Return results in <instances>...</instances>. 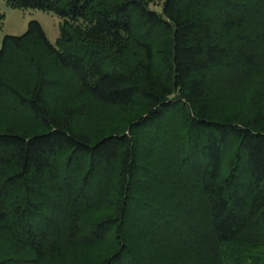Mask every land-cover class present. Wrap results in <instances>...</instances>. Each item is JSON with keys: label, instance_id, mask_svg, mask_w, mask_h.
Masks as SVG:
<instances>
[{"label": "trees", "instance_id": "obj_1", "mask_svg": "<svg viewBox=\"0 0 264 264\" xmlns=\"http://www.w3.org/2000/svg\"><path fill=\"white\" fill-rule=\"evenodd\" d=\"M5 1L60 23L54 43L31 20L0 48V114L22 110L38 127L0 125V239L11 246L0 264H188L201 251L186 241L200 237L213 264H232L241 256L222 260L224 247L264 244V94L244 119L211 107L213 87L242 86L264 54V0H160L159 11L153 0ZM51 67L76 94L131 113L128 130L93 137L79 108L51 107L48 87L66 85ZM170 179L199 194L203 232L169 209ZM105 240L96 258L64 260Z\"/></svg>", "mask_w": 264, "mask_h": 264}, {"label": "rangeland", "instance_id": "obj_2", "mask_svg": "<svg viewBox=\"0 0 264 264\" xmlns=\"http://www.w3.org/2000/svg\"><path fill=\"white\" fill-rule=\"evenodd\" d=\"M160 3V0H153L151 8L159 11ZM0 12L4 15L3 23L0 27V48L2 40L6 35L19 36L23 34L26 31L28 22L31 20H35L40 23L46 37L51 43H54L58 37L60 19L51 13H47L41 10L13 8L9 6L5 0H0ZM7 70L9 77L12 75L15 76L14 80H12L13 83L16 84V80L22 81L25 79L20 74H18L20 75V77L16 79L17 74H14L12 70L10 72L9 69ZM48 72L49 76L53 77L54 79H58L60 82H62V84H66L63 88L60 89L56 88L55 86L48 87V93L45 95V99L51 107H60L62 103H69L68 105H71L73 108H79L78 110H76L78 111V114L75 115V117L77 118L75 119V121L76 123H78V125L82 126V129L87 130V132L93 137H96L101 133L128 130V119L132 114H128L127 110L105 106L84 95L76 94V92L73 91L72 87V76L66 70H62L57 67H51ZM244 78L246 80L244 81L245 83H243L242 86L238 84H231L232 82L230 83L231 80L229 79L230 81L225 83V86L222 89L218 88L217 86L213 87L214 90L212 97L214 101L211 107L216 117L229 120L235 117H238L240 119L247 118L249 114V107L252 104L253 100L257 99L261 94H264V54H262V58L259 59V64L251 69L250 72L246 76H244ZM1 113L0 125L2 126L20 122L24 127L30 126L33 129L38 128L37 124L34 122L31 116L23 112L22 110H19L17 112L15 110L13 112L2 111ZM152 154L153 155L151 159H154L156 163H160L161 167L159 170L160 172H163V165L168 167V162H165L166 155L162 152L155 151ZM169 181L171 182L170 184ZM172 181L173 180L170 179L168 180V182L166 181L162 183V186H165L166 188L167 194L173 193L168 198V201L170 202L169 209H172L176 214H178V217L180 219H186L184 217H190L187 218V221L190 223L192 229L196 232H203L205 227H203V225H201L195 219V217L197 216L191 215L194 213L193 210L195 209L198 212H202V208L204 205L202 204V199L199 197V194L193 192L194 188H192V186H183V182L182 180L180 181V179H178L177 182L179 183H177V185L179 184V186H183V189L177 188V185L175 186ZM181 199L187 200L186 204L189 205L186 206L190 211L192 210V213H190L189 210L182 211L179 209L178 203ZM102 207H100L101 209L99 208L100 211H98L97 214H100L102 212ZM174 242V246L182 245L180 241H175V239ZM192 242L194 247L199 246L201 254H198V257L197 255H195L194 257L192 256L194 261L188 260V264H213L211 262V259L214 258V256L210 253L209 250L211 246H205V242L202 241L201 237L192 239V241H186V243L190 244H192ZM190 247L192 249H195L192 246ZM10 248L11 246L9 244L0 239V249L7 252L10 251ZM109 248L110 242L108 240H105L100 243L95 249L88 252L79 249L77 251H73L74 253L70 252L66 254L64 260H66L69 256L70 259L71 255H74L75 252L76 255H78L80 258L88 257L87 255L96 258V256L100 252H106L109 250ZM176 250L178 251L179 248L177 247ZM220 251L221 252H219V254L220 257L222 256V260L225 256H233L234 258L237 257V255L241 256L239 260L233 259L232 264L264 262V244L244 245L242 243H232L231 245L224 247L223 251ZM142 252L141 253L144 255V257L149 258H154V254H157V250L153 251L152 249L148 248H146L145 251ZM204 254L206 256V259L199 258V256ZM149 258H147V260L153 261ZM162 262L163 260L157 261L154 264Z\"/></svg>", "mask_w": 264, "mask_h": 264}]
</instances>
